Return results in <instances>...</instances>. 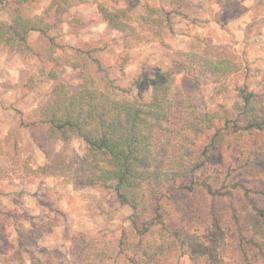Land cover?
I'll use <instances>...</instances> for the list:
<instances>
[{
    "label": "rangeland",
    "instance_id": "374dc122",
    "mask_svg": "<svg viewBox=\"0 0 264 264\" xmlns=\"http://www.w3.org/2000/svg\"><path fill=\"white\" fill-rule=\"evenodd\" d=\"M71 3L61 16L51 0L23 5L5 0L0 10V22L10 23L18 10L49 24L48 38L31 33L27 50L0 47V264H132L128 255L143 240L132 227V209L121 205L112 189L65 171L81 159L82 139L72 134L63 142L45 134L40 110L50 101L55 83L43 76L44 57L38 54L48 48L49 39L59 46V80L71 91L86 65L95 78L107 76L119 97L148 101L154 73L175 69L180 52L199 46L208 56L250 70V78L230 80L228 101L235 87L246 84L264 103V0H182L181 15L169 14L171 29L166 24L159 39L138 29L132 34L112 30L97 11L102 4L140 15L146 5L157 6L156 0ZM174 86L180 98L198 110L220 114L211 78L176 74ZM226 118L235 123L229 122L218 144L211 143V130L200 135L191 150L194 157L205 159V167L192 178L163 187L159 223L148 206L139 225L194 234L206 246L210 263L222 230L228 242L250 239L255 245L241 244L249 263L264 264V237L252 228L258 212H264V196L258 193L264 191V131L243 130L234 115ZM214 125L223 127V119ZM228 261L243 264L238 258ZM183 264L190 263L184 259Z\"/></svg>",
    "mask_w": 264,
    "mask_h": 264
},
{
    "label": "trees",
    "instance_id": "16d2710c",
    "mask_svg": "<svg viewBox=\"0 0 264 264\" xmlns=\"http://www.w3.org/2000/svg\"><path fill=\"white\" fill-rule=\"evenodd\" d=\"M16 1L23 5L30 0ZM156 1L157 6L146 5L140 15L132 14L128 9H108L102 4L97 6V11L112 30L132 34L138 29L159 39L166 24L171 29L169 14L181 15L178 7L182 0ZM4 2L0 0V10ZM164 4L172 6V10H166ZM51 6L61 16L72 3L71 0H51ZM48 29L49 24L42 17L29 18L16 10L10 23L0 22V47L27 50L29 35L37 32L48 38ZM58 47L49 39L48 48L38 54V57H44L43 76L55 83L50 101L40 110V122L50 140L67 142L72 134H76L84 142L81 159L68 166L66 172L82 175L93 186L112 189L118 202L132 209V227L143 240L133 245L134 254L128 255L130 263L183 264L187 259L190 264H201L202 260L205 264H227L228 259L238 258L241 263L250 264L241 248L242 241L253 245L250 239L228 242L225 233L218 230L216 257L210 263L206 246L194 234L177 229L151 231L145 225H139L148 206L154 210L155 220L159 223L158 202L163 187L173 181L192 178L205 167V159L191 153L200 135L213 130L211 143L218 144L227 135L229 122L235 123L227 120L230 115L240 121L243 130L264 131V103L258 100L261 94L243 84L235 87L234 97L227 100L230 80L248 79L250 70L229 59L208 56L199 46H191L179 53L175 69L159 70L149 79L148 101L128 100L114 93L107 76L95 78L86 65L81 67L83 76L77 88L69 90L55 70ZM182 73L212 79L220 114L200 111L180 98L174 76ZM221 119L224 126L216 129L214 124ZM232 127L236 126L233 124ZM205 154L206 148L201 156ZM258 193L264 196V191ZM258 213L252 228L264 237V212Z\"/></svg>",
    "mask_w": 264,
    "mask_h": 264
}]
</instances>
